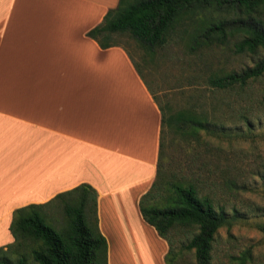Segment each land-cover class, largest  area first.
<instances>
[{
    "label": "crops",
    "instance_id": "obj_1",
    "mask_svg": "<svg viewBox=\"0 0 264 264\" xmlns=\"http://www.w3.org/2000/svg\"><path fill=\"white\" fill-rule=\"evenodd\" d=\"M118 1L0 0V247L16 209L87 184L108 264H165L168 244L139 209L158 104L125 48L87 36Z\"/></svg>",
    "mask_w": 264,
    "mask_h": 264
},
{
    "label": "trees",
    "instance_id": "obj_2",
    "mask_svg": "<svg viewBox=\"0 0 264 264\" xmlns=\"http://www.w3.org/2000/svg\"><path fill=\"white\" fill-rule=\"evenodd\" d=\"M180 30L188 37L192 52L231 44L236 54L257 59L239 72L210 77L208 85L213 89L244 88L264 76V0H119L87 36L102 49L119 46L113 43L114 34H128L143 46L156 49L167 45ZM158 108L161 126L156 177L140 198V213L167 242L166 264H176L178 259L170 234L179 227L195 231L185 249L193 251L196 264H213L218 231L230 227L236 214L229 216L216 200L213 185L202 182L199 173L193 175L196 178L169 174L165 179L168 136L177 134L187 142H198L201 133L209 130L210 121L193 109L171 111L160 104ZM233 184L223 182L224 190H231ZM50 207L60 208L63 223L50 216ZM9 230L13 242L0 247V264H108L107 241L98 227L97 193L87 184L59 193L45 204L16 209ZM230 259L236 264H253L251 249Z\"/></svg>",
    "mask_w": 264,
    "mask_h": 264
},
{
    "label": "rangeland",
    "instance_id": "obj_3",
    "mask_svg": "<svg viewBox=\"0 0 264 264\" xmlns=\"http://www.w3.org/2000/svg\"><path fill=\"white\" fill-rule=\"evenodd\" d=\"M176 34L156 49L128 34H114L112 40L132 55L158 104L171 111L193 109L210 121L198 142H187L177 134L168 136L165 179L169 174L196 178L193 175L199 173L202 182L213 185L216 200L229 216L236 214L230 227L218 231L213 264H236L230 256L246 249L252 251L253 264H264V76L244 88L213 89L208 85L210 77L239 72L257 59L236 54L231 44L192 52L188 37L181 30ZM227 181L234 183L229 191L223 187ZM47 212L58 223L65 220L59 207ZM194 234L190 227L171 232L176 264H196L193 251L185 249Z\"/></svg>",
    "mask_w": 264,
    "mask_h": 264
}]
</instances>
